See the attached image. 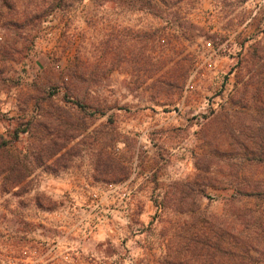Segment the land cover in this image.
Listing matches in <instances>:
<instances>
[{"label":"rangeland","instance_id":"obj_1","mask_svg":"<svg viewBox=\"0 0 264 264\" xmlns=\"http://www.w3.org/2000/svg\"><path fill=\"white\" fill-rule=\"evenodd\" d=\"M0 264H264V0H0Z\"/></svg>","mask_w":264,"mask_h":264},{"label":"trees","instance_id":"obj_2","mask_svg":"<svg viewBox=\"0 0 264 264\" xmlns=\"http://www.w3.org/2000/svg\"><path fill=\"white\" fill-rule=\"evenodd\" d=\"M6 141L2 136H0V152L5 149Z\"/></svg>","mask_w":264,"mask_h":264}]
</instances>
